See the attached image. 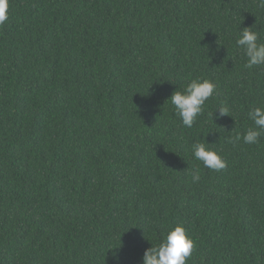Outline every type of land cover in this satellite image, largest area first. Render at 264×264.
<instances>
[{"label":"trees","instance_id":"obj_1","mask_svg":"<svg viewBox=\"0 0 264 264\" xmlns=\"http://www.w3.org/2000/svg\"><path fill=\"white\" fill-rule=\"evenodd\" d=\"M240 27L264 42L258 0H9L0 264H142L177 223L186 264H264V135L232 142L264 106V65L244 67ZM195 77L218 94L185 128L168 99ZM196 141L226 167L195 160Z\"/></svg>","mask_w":264,"mask_h":264},{"label":"clouds","instance_id":"obj_2","mask_svg":"<svg viewBox=\"0 0 264 264\" xmlns=\"http://www.w3.org/2000/svg\"><path fill=\"white\" fill-rule=\"evenodd\" d=\"M258 6L264 8V0H258ZM8 8L9 0H0V25L8 19ZM235 43L245 58L246 69L251 70L264 65V42L258 31H253L252 27L243 29L240 27ZM207 55L209 57L208 51ZM217 94L215 82L207 78L195 77L182 91L177 88L168 100L174 106L183 126L192 128L197 118L202 115L206 101ZM216 110L219 113L217 119L229 116L230 110L226 105L221 104ZM211 115L213 118V113ZM247 117L252 121V125L243 135L236 134L233 143L242 140L245 144H256L264 135V106L250 107ZM210 145L211 143L194 142L191 145L192 155L205 168L220 171L226 167V162ZM200 179V169L198 167L192 169V183H197ZM194 246V241L187 235L185 227L177 223L175 226H169L166 232L162 233L158 243L151 244V247L144 251L141 262L142 264H186L187 259L193 254ZM114 259L119 264V256L114 254Z\"/></svg>","mask_w":264,"mask_h":264}]
</instances>
